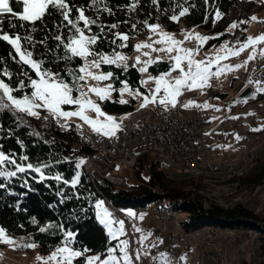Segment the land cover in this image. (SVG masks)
Here are the masks:
<instances>
[{"label":"trees","instance_id":"obj_1","mask_svg":"<svg viewBox=\"0 0 264 264\" xmlns=\"http://www.w3.org/2000/svg\"><path fill=\"white\" fill-rule=\"evenodd\" d=\"M132 2L133 0H103L98 7L102 9L104 3H107L113 13L109 15L107 12H97L93 9L91 0H71L72 4L86 8L85 15L98 18L106 31L107 26L111 24L119 25L108 32L102 47L97 45L106 53L116 49L130 50L133 45L132 37L139 36L146 30L145 21L148 25H163L168 30L177 28L180 22L187 28L200 29L205 37H209L202 44L205 49L217 46L224 40L230 44L239 43L247 39V20L254 12L264 8V0H157L156 4H153L152 0H136L137 6L131 10ZM10 6H13L14 11H22V7L15 5L11 0ZM184 8L188 9L187 14L179 17L178 21L171 19L173 15L179 16V12ZM77 14L74 11L72 15ZM7 19L8 14L5 16L4 31L9 35L22 37L32 35L37 46L33 48L22 39L21 47H27L34 53L33 58L45 60V67L60 71L61 75L71 82V77L66 75L65 69H78L82 66L83 60L75 58L68 64L62 60L53 64V53L47 51V48H53L57 43L51 37L56 31L54 22L60 21L58 13L49 18L46 25L37 22L36 32L12 29ZM12 22L18 23L15 20ZM232 23L238 26L229 30L228 26ZM133 25L136 27L133 28ZM98 31V27L93 25L92 32ZM116 32L129 36L126 47L118 48L111 43V40L115 39L113 33ZM45 38L47 46L39 43ZM119 43L121 41L117 40V44ZM61 54V50L56 49L55 55ZM18 60L19 55L15 49L7 41L0 40V79L14 88L19 86L22 71H28L36 78L35 73L27 65L17 63ZM101 67L106 72L114 73L116 77L113 79L114 88L121 86V81H127L133 87L143 88L136 66L129 65L126 72L115 65ZM169 68L170 64L165 60L150 65V70L154 74L166 72ZM5 70L12 73L11 79L3 75ZM25 82L27 83L26 79ZM30 92V88H25L13 94L20 98ZM114 93L117 95V91ZM117 101L105 100L102 106L109 112L118 113L135 105L133 99L126 104ZM4 102L7 103V100ZM39 111L40 116L34 118L20 114L11 106L0 110V151L26 169L29 163L34 168L41 169L40 172L28 169L22 173L17 172L14 177H0V225L10 235L22 236L25 241L36 244L42 252H48L63 244L66 242L65 233L72 232V248L83 252V255L92 253L104 255L114 239L105 231L95 215L94 202L98 198H104L117 208H136L153 203L158 209L171 208L175 212L182 211L186 218L181 220V225L187 232L203 226L251 229L253 224L258 225V221L260 223L264 220L263 215L243 203L222 206L208 198L206 204L203 203L200 199L201 193L198 192L203 185L199 178L194 179L189 175L173 178L166 174L165 169L158 167L148 155L140 156L132 166L133 173L139 179L138 183L127 188L113 186L107 181L95 185L85 171L76 165L78 155L92 150L85 135L75 128L77 133L73 123L61 127L55 117L50 116L47 111ZM255 159L251 167L246 168L243 174H239L240 183L248 188L264 183V159ZM0 171H16V165L5 163L0 165ZM77 171L78 177L75 175ZM56 176L61 179H55ZM77 178L78 182L73 186L72 181ZM40 228H45V231L41 232ZM258 238V254L264 257V231H260ZM261 263L264 264V259ZM238 264L250 263L244 260Z\"/></svg>","mask_w":264,"mask_h":264},{"label":"rangeland","instance_id":"obj_2","mask_svg":"<svg viewBox=\"0 0 264 264\" xmlns=\"http://www.w3.org/2000/svg\"><path fill=\"white\" fill-rule=\"evenodd\" d=\"M253 16L257 17V20H252L251 18ZM232 24L228 26L229 30L233 29L230 27ZM153 25H159L157 32H151L147 27L146 30L139 34V36L132 37L133 45L130 50H114L129 57L127 61L128 65H135V58L138 55L141 57L142 62L150 58L156 59L158 57V61L165 60L170 64V68L167 72L171 71L172 65L175 63L172 57L178 54L175 50L168 52L153 51L149 48H143L138 52L135 49L136 44H153L154 41L161 39L157 33L162 31L170 34L176 41L182 42L179 45L180 47L186 49H196L192 59L205 62L210 59L213 60V64L211 66L212 73L217 71V67H222L224 65L232 66L231 71H225L219 75H211L206 84L202 87L191 90L182 89V94L177 97L176 104H180L181 111L186 115L194 114L199 110L205 111L206 123L202 130L205 143L211 146L213 151L212 153H214L216 158L220 157L219 160H221L226 157L228 158V161L231 158V160L234 161V166L236 167L238 165V160L246 151H248L250 147V140L253 138L254 134L264 131V92H257V87L264 88V56L260 55L261 50H264V41L246 47L239 53V55H227L222 48L223 45H227L230 48H238L239 45L245 43L247 39L239 43L232 44L228 43L227 40H224L217 46H211L205 49L202 46L203 43L195 39L196 34L204 36L202 34V30L200 29L195 27L187 28L183 26L181 22L178 24L177 28L173 30H168L160 24ZM246 33L247 38H256L264 35V8L254 12L247 20ZM189 34H191V38L186 39V36H189ZM168 47H171L168 42L164 44H153V48L155 49ZM145 52H148L150 55H143ZM180 54L182 55V53ZM218 54L221 56L227 55V58L219 61V65L214 62V58ZM250 55H254V59L249 60L248 58ZM245 61H247L246 64ZM150 65L148 66L147 72H139L140 85L143 88L140 89L128 84L132 93H136L138 90L140 95H130L129 92L126 91L123 93L122 98L126 101H131L133 99L135 101V106L137 107L144 103V97L147 96L149 98V102L146 106L165 107V105L159 103V99L164 96L163 89H161V92L157 94L155 102L152 101L151 90L155 89L156 85L154 81L148 79L149 76L157 77L164 72L154 74L150 70ZM236 65L243 66L237 68L235 67ZM141 66H143L142 63L136 65L137 68ZM181 66L186 71L187 60L183 61ZM92 71L97 74L101 72L106 73L102 67L100 69H92ZM177 71L180 70L176 69L171 72ZM171 80L174 82L176 79ZM141 81H147V83L142 84ZM249 81H251V83ZM109 83L113 84V79L100 82L99 86L103 87ZM80 84L84 85L82 91L88 92V87L95 86L96 82L88 79L86 82L80 81ZM246 84H250L252 86V95L248 98L236 99V93ZM121 87H123V85L119 86L117 89H120ZM73 95L79 96V93L74 91ZM117 95L113 91L110 99L106 100L119 101L121 99L119 91H117ZM88 98L98 103L107 115L116 118V113L109 112L102 106V103L105 100L100 101L97 96L91 92H88ZM189 101L194 103L189 107H184V104ZM244 101H247V103ZM205 104H209L212 107L205 108L203 107ZM169 106L172 105L169 104L167 107ZM62 109L64 111H74L77 109V106L64 105L62 106ZM19 113L27 117L36 118V116H28L26 113ZM86 114L90 118L96 119L94 112L87 111ZM233 117L239 118L234 119ZM100 119L103 120L104 117H100ZM55 120L59 124L65 125L73 123V128H76L77 131L78 127H83L89 132H94L89 124L80 120L78 117H72L67 120L55 117ZM237 137H239V139ZM147 155L152 160L154 159V152L151 151ZM256 158L264 159V143L258 147ZM254 162L246 168L248 169L251 167ZM169 168L170 169L164 168L165 172L173 178L188 175L180 169L176 170L172 169L173 167ZM246 168L237 171L233 177L229 178L222 172H213L193 176L194 179L199 178L203 184L198 190V192L201 193V201L206 204V199L208 198L214 200L215 203L222 206H231L236 202L243 203L246 206L252 207L254 211L264 217V183L253 188L243 186L240 183L239 174H243L247 170ZM115 172L123 177V181L119 185L121 188H127L132 184L139 182L138 177L133 173L132 167L128 164H121ZM75 175L78 177L79 171H77ZM98 201H102L103 208H106L112 213L110 219L113 221L111 225L113 231L118 232L120 229L119 221H123L124 232L122 235H117V238L109 245L107 252L104 255L99 256L96 253H92L83 255L80 259L76 257L73 260V264H87V258L93 256H99L101 260L107 259L109 257V249L112 248L116 249L112 255H115L119 259L122 257V253L117 245H119L121 240H127L129 242L128 251L129 255L133 259V264H164V261L157 259L160 253H165L171 261V264H238L244 260L248 261L250 264H262L261 261L264 259V257H261L258 254V235L260 234V231L257 229L237 227L221 229L203 226L196 230L187 232L181 225V220L186 218L185 214L182 211H176L175 215L169 219L166 230L163 231L161 228L162 219L158 216L159 209L153 203H148L145 206L138 207L136 211L135 208L132 207L118 208L121 217L116 221L115 226L113 212L108 207V202L104 198H98L94 202V211L99 222L100 219L97 216V212L102 211V209H98L96 207ZM261 207H263V210H261ZM129 211L135 213V216H128L127 213ZM141 216H143V219H140ZM102 225L105 231L109 234L108 228L104 224ZM258 225L264 229V220H261L260 223L258 221ZM0 228L3 227L0 225ZM137 228L142 231H136ZM5 234L7 237L11 238L14 243L6 244L4 242H0V264H44V261L48 259L52 252H54L57 247L63 246L65 243L64 242L48 252H42L36 244L25 241L22 236L10 235L6 232V230ZM232 235L234 240H230ZM109 236L112 238L110 234ZM142 236H146L147 239H144L141 243ZM161 240L163 243H157ZM29 243L34 244L35 246L32 248L23 246ZM154 244L156 245L155 247H153ZM138 252L140 259L136 260L135 256ZM181 257L184 259H181ZM49 264H56V262L49 261ZM120 264H123L122 259Z\"/></svg>","mask_w":264,"mask_h":264},{"label":"snow or ice","instance_id":"obj_3","mask_svg":"<svg viewBox=\"0 0 264 264\" xmlns=\"http://www.w3.org/2000/svg\"><path fill=\"white\" fill-rule=\"evenodd\" d=\"M15 5L22 7V11H14L13 6H10V0H0V40L7 41L14 49L15 52L19 55V60L17 63H22V65H27L34 73L35 77L33 78L28 71H22L20 73L21 79L18 81V88H14L9 83H6L3 79H0V110L7 109L9 106L15 108L18 112L26 113L28 116H40L39 110H45L49 113L50 116L56 118H63L65 120L72 117H78L80 120L89 124L92 127V130L103 136H114L116 131L119 130L120 124L117 123L116 118L107 115L100 105L90 98H88V92L94 93L100 101L110 99L111 93L113 91H119L121 94V99L117 101L120 104H126L128 101L124 100L123 93L129 92L130 95H140L137 90L136 93H132L127 81H121L123 87L120 89L114 88L113 84L109 83L103 87H100V82L108 81L116 78L113 72H101L97 74L92 71V69H100L102 65H115L118 68H122L123 71L128 70V59L129 57L123 55L118 51H113L112 53H106L101 51L97 45L102 47L105 37L108 35V32H111L112 29L119 27L118 24H111L107 26L108 31L105 30V26L99 23L98 18H92L91 16L85 15L86 8L81 6H76L71 3V0H11ZM103 2V0H91V7L97 12H107L109 15L113 14L112 9L108 7L107 3H104V7L101 9L98 5ZM153 4H156L157 0H152ZM136 0H133L130 5V9L134 10L136 8ZM78 13L73 16V12ZM188 9L184 8L179 12V16L173 15L172 20L178 21L179 17L187 14ZM59 14L60 21L59 23L53 24L55 32L52 35V39L57 43L53 48H47L48 52L53 53L52 63L55 64L56 61H64L65 64L71 63L75 58H80L84 61V64L78 69L66 68L65 72L68 77H71V82H68L64 76L61 75L60 71L53 70L52 68L45 67V60L35 59L34 53L29 51L27 47H21V40L26 41L31 47L35 48L37 42L33 40L32 35L21 36V35H9L8 32L4 31L5 16L8 14L7 23L12 29H25L30 32H36L37 22H40L42 25H46L49 18L54 17L56 14ZM219 15V14H217ZM252 20H257V17L253 16ZM15 20L18 23H13ZM82 23V27H81ZM29 25L31 27H29ZM95 25L98 27L99 31L96 33L92 32V26ZM145 25L149 28L151 32H157L159 25H148L145 21ZM238 25L233 23L230 27L236 28ZM136 25H133L135 28ZM67 30L66 32L63 30ZM59 33V34H57ZM90 33V34H86ZM161 39L154 41L153 44H164L166 42L170 43L171 47L168 48H153V44L140 43L135 45V49L139 52L143 48H149L153 51H168L172 52L175 50L178 54L172 59L175 63L172 65L171 71L179 69L181 71L182 78L176 79L174 82L171 80V71L162 73L157 77L149 76L148 79L155 82V89L151 90L152 101L155 102L157 99V94L163 89L164 96L159 99V103L167 106L169 104L172 107L176 106L177 97L182 94V89H194L202 87L206 84L211 75H219L225 71H231L232 66L224 65L222 67H217L215 73L211 72V66L213 60L205 61H196L192 59V56L196 52V49H186L182 48L179 45L182 43L176 41L171 37L170 34L164 33L162 31L157 33ZM115 39L111 40V43L117 45L118 48H124L127 46V41L129 36L127 34H122L119 32L113 33ZM191 38V34L186 36ZM195 39L201 43L206 42L209 37L200 36L199 34L195 35ZM117 40L121 43L117 44ZM264 41V35H261L256 38L248 37L245 43L239 45L238 48H230L227 45H223L222 48L227 55H239L246 47L258 44ZM39 43L47 46V38L40 41ZM56 49H60L62 54L57 56L55 55ZM182 53V55L180 54ZM145 56H149L148 52L143 53ZM226 56L217 55L214 58V62L219 65L221 59L227 58ZM261 56H264V50L260 52ZM156 59H148L141 61V57L136 56V64L132 65L135 67L142 63L143 66L138 68L140 73H145L148 70L150 64L156 63ZM249 60L254 59V55H250ZM187 60V70L181 66L182 62ZM247 61H245V64ZM243 65H236L235 67H242ZM3 75L11 79L12 73L7 70L4 71ZM27 80V83L25 82ZM91 79L96 82L95 86H89L88 92L82 91L84 85L80 84V81H87ZM251 83V81H249ZM142 84L147 83V81H141ZM258 83V82H257ZM25 88H30V94H24L18 98L13 93H19ZM78 92L79 96H74L73 92ZM257 92H264V88L257 87ZM5 99L8 103H5ZM149 102L147 96L144 97V103L141 107L146 106ZM247 103V101H244ZM194 102L189 101L184 104V107H189ZM64 105H75L77 109L74 111H64L62 106ZM199 106V105H198ZM203 107L208 108L212 107L209 104L203 105ZM92 111L96 115V119L90 118L86 112ZM100 117H104L103 120ZM48 119V117H43ZM238 119L239 117H233ZM64 124H61V127H64ZM259 130V129H254ZM239 139V137H237ZM27 159V157H23ZM5 163L16 165V171H0V177H14L17 172H25L28 169H31L34 172H40L39 167L34 168L31 163L27 165V169L16 163L15 160H10L2 151H0V165ZM80 163H84L83 160ZM79 167V164L77 165ZM55 179L59 180L61 177L56 176ZM78 182V178L72 181L73 186ZM98 209L102 211L97 212V216L100 219V222L108 228L109 234L115 240L117 235H122L124 232V222L119 221L120 229L118 232L113 231L111 225L113 221L110 219L112 213L109 212L106 208H103V202L98 201L96 204ZM128 216H135V213L129 211ZM143 219V216L140 217ZM41 232L45 231V228H40ZM136 231L140 232L141 229L137 228ZM66 242L63 246L57 247L54 252L48 257L44 264H49V261H55L56 264H73V260L76 257L83 255V252L76 251L71 247L73 241V233L66 232ZM144 239H147L146 236L141 237V243ZM0 242L6 244H13L14 241L7 237L5 230L0 228ZM157 243H163V241H158ZM129 242L127 240H121L119 245L120 252L122 253L121 258H117L115 255H112L116 251L115 248L109 249V257L107 259L101 260L99 256H93L87 258V264H120L121 259L123 264H133V259L129 255L128 251ZM24 247L32 248L34 244H25ZM156 245L154 244L153 247ZM87 251V250H84ZM147 254V253H145ZM136 260L140 259L139 252L135 256ZM161 261H164V264H171V261L168 259L165 253H160L157 258ZM181 259H184L181 257Z\"/></svg>","mask_w":264,"mask_h":264},{"label":"built area","instance_id":"obj_4","mask_svg":"<svg viewBox=\"0 0 264 264\" xmlns=\"http://www.w3.org/2000/svg\"><path fill=\"white\" fill-rule=\"evenodd\" d=\"M180 71L171 72V79L181 78ZM255 76V75H253ZM138 111V119H131L130 117H121L116 119L120 124L119 130L116 131L114 136H103L96 133L93 141H107V148L117 149L120 143H127V156L125 160H116V157H106V152L102 153V159L89 160V165L94 166L97 175H102L110 184L112 173H100V165L102 163H109L111 165L119 164L120 162H129V166H133L134 153L140 152L142 148H151L152 144H159V151L156 153V159L164 167V160L181 161V168L183 165H198L200 167H210L224 170H233L234 161L229 159L227 166H219V158L212 153L211 146L205 143L202 130L205 126V111L199 110L191 115L184 114L180 109V104L175 107L163 106H135ZM86 137V128L79 127ZM254 138L264 139V134L255 133L250 140V152L244 153L245 160L251 157L252 142ZM80 155L76 161L80 164ZM170 169V168H166ZM108 207L113 212L115 222L117 207L108 203ZM138 207L135 208V211ZM162 230H166L162 228ZM233 239V235L230 237Z\"/></svg>","mask_w":264,"mask_h":264},{"label":"bare ground","instance_id":"obj_5","mask_svg":"<svg viewBox=\"0 0 264 264\" xmlns=\"http://www.w3.org/2000/svg\"><path fill=\"white\" fill-rule=\"evenodd\" d=\"M121 117H130L131 119H138V111L135 109V107L128 109V110H123L117 113L116 119H119ZM206 123V120H205ZM79 128V127H78ZM79 133L85 135L82 133L80 130H78ZM260 134H264V131L257 132ZM96 132H89L86 130V139L92 148L90 152L86 153H81L80 154V161L83 160L84 163H78L76 161V165L79 164V167L83 169L91 182L93 184H97L102 181H107L109 182L106 178L102 177V175H97L96 169H94V166L89 165V160H98L102 159V153L106 152V157H116V160H125L127 156V143H120V146L117 149L114 148H107V141H99L95 142L92 140L90 137H95ZM264 143V139L261 138H254L252 142V153L251 157L245 160L244 164H242V159H244V155L238 160V165L235 167L233 170H224V169H217V168H210V167H200L198 165H183L181 168V161H174V167L180 168L181 171L187 173L190 176H198L202 174H209V173H215V172H222L225 174L226 177H233L237 173V171L242 170L249 166L251 163L255 161V158L257 156V149L258 147ZM154 152V151H159V144H152V149L151 148H142L140 152H135L134 153V161H137V159L142 156V155H147L149 152ZM250 152V147L248 151ZM154 159L153 162L161 167V168H169L173 167V160H164V167L159 161L156 159V153H154ZM228 158H224L219 160V166H227L228 165ZM121 164H128L129 162H120L119 164L116 165H111L109 163H102L100 165V173H112V179H111V185L113 186H119L122 181L123 177L116 173L115 170L121 165ZM110 183V182H109ZM261 210H263V207H261ZM119 210H116V218L117 220L121 217ZM122 213V212H121ZM175 211L173 209H159L158 210V216L162 219V227L165 228L167 227V224L169 222V219L175 215ZM116 226V222H115Z\"/></svg>","mask_w":264,"mask_h":264},{"label":"water","instance_id":"obj_6","mask_svg":"<svg viewBox=\"0 0 264 264\" xmlns=\"http://www.w3.org/2000/svg\"><path fill=\"white\" fill-rule=\"evenodd\" d=\"M252 95V86L250 84L244 85L235 95L236 99L240 98H248ZM252 229H260V231H264V229L259 227L257 224H253L251 226Z\"/></svg>","mask_w":264,"mask_h":264}]
</instances>
